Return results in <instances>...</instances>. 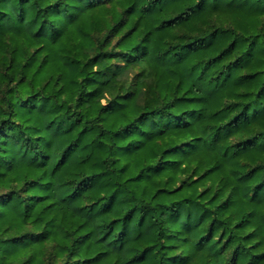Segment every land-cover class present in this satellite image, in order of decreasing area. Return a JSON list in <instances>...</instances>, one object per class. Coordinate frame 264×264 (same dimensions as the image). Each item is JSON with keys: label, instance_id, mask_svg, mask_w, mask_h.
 <instances>
[{"label": "trees", "instance_id": "16d2710c", "mask_svg": "<svg viewBox=\"0 0 264 264\" xmlns=\"http://www.w3.org/2000/svg\"><path fill=\"white\" fill-rule=\"evenodd\" d=\"M0 264H264V0H0Z\"/></svg>", "mask_w": 264, "mask_h": 264}]
</instances>
